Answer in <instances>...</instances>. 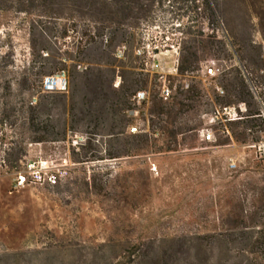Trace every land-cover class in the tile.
<instances>
[{
    "label": "rangeland",
    "instance_id": "rangeland-1",
    "mask_svg": "<svg viewBox=\"0 0 264 264\" xmlns=\"http://www.w3.org/2000/svg\"><path fill=\"white\" fill-rule=\"evenodd\" d=\"M16 1L0 0V264H248L254 255L241 248L235 232L227 242L200 238L232 225L231 209L249 223L264 214V83L258 84L247 56L240 63L235 56L207 55L183 76L164 75L172 88L183 78L199 85L213 106H203L198 116L193 148L111 158L107 153L120 147L117 140L129 136L130 125L141 133L149 128L151 92L158 95L162 79L135 55L141 41L166 45L159 57L170 68L175 58L179 65L198 31L216 34L228 52V40L239 47L249 41L259 48L264 74V0H217L218 24L208 20L216 0H149L136 20L116 5L94 9L89 0H68L60 14L49 16L24 14ZM111 7L125 22L122 42L112 39L108 27L96 32L105 25L97 9ZM64 25L68 36L59 38ZM82 28L89 37L81 36ZM170 44L177 52L167 50ZM60 57L67 59V89L47 91L42 81ZM206 63L215 66V76L202 75ZM235 67L250 82L254 106L230 104L238 118L227 121L213 91L222 96L216 86L221 87L223 71ZM128 71L148 75L141 89L148 97L137 106L131 96L123 111L128 123L117 136L103 93L119 90ZM130 108H138L136 118L126 114ZM249 109L260 111V117L248 115ZM44 126L48 140H30L32 128ZM201 128H211L212 141L201 139ZM239 132L244 139L236 138ZM75 135L84 137L78 146L72 144ZM19 147L24 154L12 160L10 153ZM38 159L61 165L55 180L16 186L18 171ZM133 244L139 250L125 258L124 249Z\"/></svg>",
    "mask_w": 264,
    "mask_h": 264
},
{
    "label": "trees",
    "instance_id": "trees-1",
    "mask_svg": "<svg viewBox=\"0 0 264 264\" xmlns=\"http://www.w3.org/2000/svg\"><path fill=\"white\" fill-rule=\"evenodd\" d=\"M68 0H17V8L24 14H36L38 16H49L48 14H60L59 10L66 7ZM79 4H83L86 0H77ZM76 1V2H77ZM149 0H89V6L97 8V5L118 6L123 15L136 18L142 17L148 7ZM206 2V1H205ZM216 7L209 8L210 13L208 20L218 24L220 19V9L217 7V0L215 1ZM96 16L105 22V25L97 26L96 32H100L104 27H108L112 39L117 38L120 42L125 40L126 31L120 27L124 21H120L117 17L116 10L111 7L107 11H96ZM69 26L64 25L58 31L59 38L68 36ZM81 36H88L89 34L82 28L80 30ZM231 48L228 52L225 48V43L217 39L216 34L204 35L198 31L189 39V44L184 47V53L181 57L180 63L177 67L178 75L183 76L184 72L194 70L198 64L205 59V56L212 55L216 58H226L235 56L241 63L244 56L249 59L252 71L258 77V84L264 83V74L259 71L263 70L262 58L260 57L259 48L246 41L242 47H239L233 41H227ZM78 49V45H77ZM66 58H62L54 62L53 70L49 75L56 74L60 71H65ZM142 73L128 71L123 76V83L119 90H111V93L104 92V100L109 115V127L114 135L123 134L121 130L128 119L124 117V109L130 107V98L137 91L145 89L148 83V75L140 76ZM257 80V79H256ZM221 87L224 90V95L218 96L213 91V101L218 104L230 105L237 102H244L248 107L254 106L255 93L251 89L250 82L243 76L240 69L235 67L233 70L223 71L222 78L220 79ZM169 85L172 87L173 82ZM261 92L258 94L260 95ZM205 92L195 83H191L188 88H181L180 83L176 84L174 94L168 99L163 100L154 91L151 92L150 105L148 108L149 114V128L148 131L143 133H130L129 136L123 138L117 143L119 148L114 149V152L107 153L108 158L118 157V154L126 156H140L144 153H157V154H171L181 150V147L193 148L197 138V130L200 124L198 116L203 110V106L213 107L210 102L204 101ZM248 115H255L260 117L261 112L257 109H249ZM30 126L35 127L34 118L29 119ZM96 123L97 117L92 119ZM97 124V123H96ZM247 126V125H246ZM33 133L30 140L32 141H45L48 140L46 127L31 130ZM37 132V133H36ZM237 139H244L245 135L242 132L235 134ZM12 154V155H11ZM19 154H24L22 147L16 148L15 152L10 153L12 160L19 159ZM99 157L97 159H102ZM232 225H227L218 230L210 231V235H202L201 239L207 238L208 240L216 239V241L227 242L233 232L237 234L239 243L243 244L241 247L245 252L254 255L253 259L248 260V264H264V214L258 215V219L251 217L250 223L242 218V214L235 213L234 209L228 211ZM255 217V216H254ZM255 220V221H252ZM247 230V231H246ZM243 242V243H242ZM139 250V244H133L124 249V257L130 258L136 255ZM120 262H123L120 260ZM253 262V263H252ZM123 264V263H122ZM243 264V263H241ZM245 264V263H244Z\"/></svg>",
    "mask_w": 264,
    "mask_h": 264
},
{
    "label": "built area",
    "instance_id": "built-area-1",
    "mask_svg": "<svg viewBox=\"0 0 264 264\" xmlns=\"http://www.w3.org/2000/svg\"><path fill=\"white\" fill-rule=\"evenodd\" d=\"M166 45H161L157 43L144 42L141 41L140 44L135 48V55L141 59L142 67L151 72H155L162 79V84L159 86L158 96L163 100H168L174 94V88L167 84L166 79L163 78L165 74L177 75V65L178 59L175 58L173 61L172 68L166 67L161 61L159 54L162 52L163 47ZM174 49V45H167ZM124 47L118 49V55H122L124 52ZM177 48L174 49L177 52ZM217 74L215 66L211 63H206L202 67V75L204 77H213ZM43 87L47 91H65L67 89V80L65 76V71H60L56 74L50 75L43 79ZM181 88H188L190 85L188 79L183 78L180 81ZM216 91L218 94L223 95L224 90L222 87L216 86ZM147 92L145 90H137L132 95V101L135 105L144 104L147 101ZM245 110V107H243ZM219 113V111H217ZM222 113L225 114V120L233 121L238 118V112L234 105H225L222 107ZM126 114L130 117L136 118L138 114V108H130L126 110ZM217 117V116H216ZM223 118V117H221ZM143 131L138 125L132 124L128 127V132L138 133ZM199 135L203 141H212L213 132L211 128H201L199 130ZM83 136L75 135L72 139V144L78 146L83 140ZM61 165L55 164L48 160H33L26 164L22 171H18L15 178V185L22 186L27 183H38L44 184L47 182L54 181L56 178V172ZM149 170L151 173L157 172V166L153 163H149Z\"/></svg>",
    "mask_w": 264,
    "mask_h": 264
}]
</instances>
